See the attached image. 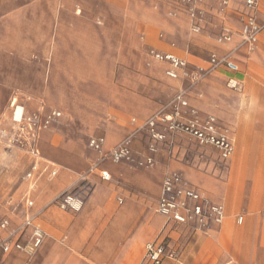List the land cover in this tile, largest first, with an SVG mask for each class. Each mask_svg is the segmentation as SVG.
<instances>
[{
    "label": "crops",
    "instance_id": "obj_1",
    "mask_svg": "<svg viewBox=\"0 0 264 264\" xmlns=\"http://www.w3.org/2000/svg\"><path fill=\"white\" fill-rule=\"evenodd\" d=\"M161 2L171 15H185L189 25L193 24L188 6L177 1ZM246 2L205 0L195 10L200 35L206 34V16L211 14L217 20L218 37L230 36V40L221 43L215 38L212 58H228L234 62L238 73L218 69L230 75L228 81L235 78L242 83V90L234 91L235 107L222 112L221 120L211 117L216 121L218 133L232 142L234 151L228 160H223L224 164L206 174L191 168H184V174L173 171L176 153L169 149L171 139L165 123L157 126V131L165 135V140L158 143L159 148L151 151L147 138V149H139L140 130L145 127L144 123L141 126L134 123L138 125L136 129L130 125L131 116L125 111L134 108L138 99L134 91L126 90L123 79L120 81L124 74H119L120 87L112 97L103 94L105 98L100 100L98 92L90 93L92 89L102 90L109 85V72L102 63L108 59L105 43L81 34H61L62 29H73L75 24L60 21L52 24L56 30L53 40L60 49L54 48L50 61L64 64L58 75L52 72L48 76L47 84L43 78L41 93L46 96L39 98L25 94V90L17 86L13 89L10 77L8 91L14 95L7 108L19 106L25 115L42 113L43 117L57 112L64 116L60 120L64 125L75 122L83 126L103 125L107 135H92L86 153L78 140L50 129L57 117L38 131L34 146L39 156L31 153L29 145L20 150L27 168L19 185L15 188L8 185L6 190L9 191L0 195L1 221L8 219L17 227L31 217L45 233V239L32 258L16 250L9 254L0 251V264H150L147 257L150 244H166L177 251L176 259H166L162 264H264V55L257 54L264 36V0H256L254 11L247 9ZM26 10L28 7L15 12L9 10L5 18H15ZM66 10L74 13L71 8L66 7ZM249 14L255 16L262 28L254 47L242 36ZM136 47H140L139 39ZM159 48L162 51H153L180 58L175 45L169 46L165 39ZM20 60L27 62L28 55H20ZM159 63L166 66L167 76L170 65ZM190 67L194 68L193 77L196 76L197 82L217 72L211 60ZM186 68L179 71L180 76ZM130 93L131 106L127 96ZM182 97L189 106L186 96ZM99 111L103 113L99 115ZM1 116L0 113V124ZM3 125L7 126L6 120ZM14 127L15 124L8 134L5 128L0 131V193L5 186L2 175H7L14 166L11 150L19 144L11 143L18 133ZM113 129L120 139L115 144ZM100 138L105 140L104 146L96 151L90 147V141ZM126 141L131 142L134 160L115 163L108 154ZM148 158L154 161L153 167L138 165V161ZM33 167H36L33 178L29 179L27 174ZM104 172L108 174L107 179L102 177ZM167 174L180 178L221 206L222 222H212L207 229H200L194 222L190 225L169 222L158 211ZM66 192L83 202L80 211L64 210L56 203ZM30 239L31 230H27L21 242L26 244Z\"/></svg>",
    "mask_w": 264,
    "mask_h": 264
},
{
    "label": "rangeland",
    "instance_id": "obj_2",
    "mask_svg": "<svg viewBox=\"0 0 264 264\" xmlns=\"http://www.w3.org/2000/svg\"><path fill=\"white\" fill-rule=\"evenodd\" d=\"M236 1L244 3L245 0ZM21 7H28V10L6 20L5 12H15ZM66 7L73 9L74 13L68 12ZM190 16L192 25H189L185 15H171L161 0H0V131L5 128L8 134L14 126L15 107L7 108L10 98L14 95L8 91V79L11 77L13 89L17 86L18 89H24L25 94L29 96L43 97L46 96L41 93L43 78L47 84L48 76H51L52 72L58 75L60 66L64 64L50 61L55 52L54 48L58 47L53 40L56 30L52 28V24L57 21L75 24L73 29H62L61 34H81L83 37H93L105 43L104 49L108 59L102 63L109 72V85L104 86L102 90L92 89L90 93L98 92L100 100L105 98L102 97L103 94H110L112 97L120 87L119 74L123 73L120 81L123 79L126 90L134 91L138 99L134 108L125 111L131 116L130 125L135 129L143 123L145 127L150 120L159 121L168 116L186 124L203 123L211 117L221 120L222 112L235 107L237 102V98H234L236 90L229 85L227 79L230 75L223 69H216L217 72L208 74L197 82L196 76L193 77L194 68H189V65L204 64L211 60L215 49L214 40L220 35L219 30L215 28L217 20L211 14L206 16V34L202 36L199 34L201 31L193 30L194 24L199 28L198 16L196 13L195 17L192 14ZM121 23L124 26H121ZM262 23L264 25V22ZM223 37L224 35H221L217 41L224 42ZM138 39L139 49L136 47ZM164 39L169 46L175 45L181 60L187 63L188 69H185L182 77L179 74V78L175 80L166 76V66L152 55L153 50L162 51L159 44ZM122 43L123 46H120ZM25 54L28 55L27 62L20 60V55ZM257 54L264 55V36ZM131 94L127 95L130 98V106ZM180 96H186L189 106L181 107L178 101ZM102 113L99 111V115ZM62 118L63 115L57 118L50 129L54 128L58 133L78 140L80 148L86 153L92 135L106 134V127L103 125L83 126L76 124L77 122L64 125L60 123ZM5 120L7 126L3 125ZM113 130L116 135L115 144L120 139H117V131ZM166 133L171 139L169 149L175 150L176 153L173 171L183 173L184 168H191L206 174L212 173L217 165L225 163L216 147L202 144L187 133L172 132L168 129ZM140 137L139 149H147V138L148 148H151V134L147 128L142 127ZM17 146L11 150L13 168L1 177L5 186L0 195L8 185H14V188L19 185L26 171L27 165L20 150H25L27 145ZM156 148H159L158 144ZM7 191L9 190L5 192ZM2 217L3 211L0 207V221Z\"/></svg>",
    "mask_w": 264,
    "mask_h": 264
},
{
    "label": "built area",
    "instance_id": "obj_3",
    "mask_svg": "<svg viewBox=\"0 0 264 264\" xmlns=\"http://www.w3.org/2000/svg\"><path fill=\"white\" fill-rule=\"evenodd\" d=\"M164 3H173L175 1L189 7L191 14L195 17V10L197 6L203 3L205 0H162ZM227 4V2H224ZM246 7L250 11H254L256 7V0H247ZM193 30L199 31L197 25L194 24ZM262 31L261 26L256 22L254 15L249 14L246 17L242 36L245 41L254 47L258 42L259 35ZM225 41L230 40V36L225 35L223 37ZM152 55L159 62H166L170 65V69L167 71V76L171 79H177L179 71L186 68V63L171 55L164 54L157 51H153ZM211 64L214 69L225 68L231 73H238V66L230 61L228 58L213 57ZM229 85L236 91L242 90V83L231 78ZM179 104L186 106L187 103L183 97H178ZM61 114L53 112L43 117L42 113H34L32 115H25V112L19 106L15 107L13 121L16 125L18 133L11 143H19L20 145H29L31 153L35 156H39L38 150L35 148L34 143L37 138L38 131L46 128L50 125L54 118L60 117ZM162 122L167 125V129L172 132L187 133L202 144L212 145L216 147L224 160H228L234 151V146L228 137L220 135L218 133L217 124L214 118H209L203 123L190 122L182 123L177 120H173L171 116L161 119L159 121L150 120L146 123L145 128L148 129L151 134V151H155L157 144L165 140V135L157 131L158 123ZM105 140L92 139L90 141V147L96 151H101L104 146ZM131 142L126 141L112 150L108 157H110L115 163L123 161H133V152L130 147ZM140 167H153L154 161L148 158L146 161H138ZM36 167H33V171L27 174V178H33V172ZM52 175H56L53 171ZM103 179H107L108 174L106 172L102 175ZM56 203L64 210L80 211L83 207V202L74 198L70 193L66 192L61 194ZM32 206V203H28ZM158 211L164 215L169 222H175L180 225H190L191 222L197 223L200 229H207L210 223H221L223 220V208L211 202L204 193L184 184L180 178L167 174L163 181L162 193L159 199ZM27 230H31V239L28 243L23 244L21 239ZM0 251L4 254H9L13 250L25 253L29 258H32L36 251L41 247L45 233L41 228L34 224V219L28 217L22 225L17 227L12 226V223L8 219H3L0 223ZM147 257L150 264H162L166 259H176L177 251L170 248L166 244H150L147 246Z\"/></svg>",
    "mask_w": 264,
    "mask_h": 264
}]
</instances>
